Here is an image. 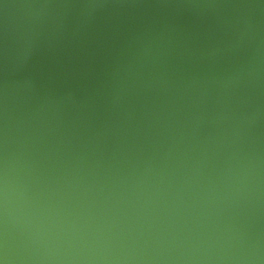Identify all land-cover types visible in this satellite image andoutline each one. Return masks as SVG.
<instances>
[{
	"label": "clouds",
	"instance_id": "obj_1",
	"mask_svg": "<svg viewBox=\"0 0 264 264\" xmlns=\"http://www.w3.org/2000/svg\"><path fill=\"white\" fill-rule=\"evenodd\" d=\"M0 264H264V0H0Z\"/></svg>",
	"mask_w": 264,
	"mask_h": 264
}]
</instances>
